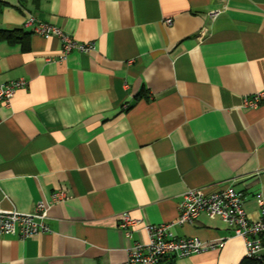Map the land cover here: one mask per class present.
<instances>
[{
    "label": "crops",
    "instance_id": "obj_1",
    "mask_svg": "<svg viewBox=\"0 0 264 264\" xmlns=\"http://www.w3.org/2000/svg\"><path fill=\"white\" fill-rule=\"evenodd\" d=\"M0 84L25 80L0 103V208L51 203L50 233L0 235V264H128L135 241L122 213L175 223L184 193L232 187L252 221L264 201V0H0ZM216 12L214 19L210 14ZM29 15L91 53L24 29ZM172 19V23L166 21ZM176 238L223 248L158 264H240L244 240L201 214ZM264 257V250H263Z\"/></svg>",
    "mask_w": 264,
    "mask_h": 264
},
{
    "label": "built area",
    "instance_id": "obj_2",
    "mask_svg": "<svg viewBox=\"0 0 264 264\" xmlns=\"http://www.w3.org/2000/svg\"><path fill=\"white\" fill-rule=\"evenodd\" d=\"M217 13L210 17L214 19ZM172 23V19L166 21ZM33 34L49 39L57 38L61 43V58L72 51L91 53L96 50L94 43H83L66 34L61 28L37 20L29 15L23 24ZM27 86L25 80L0 84V103L10 106L11 101L19 89ZM264 103V90L258 91L244 99L248 108H257ZM66 199L61 190L52 194L51 203L38 202L30 213L19 211H5L0 208V235L17 234L25 239L32 235L50 233L47 223V213L51 204L61 203ZM243 192L232 187L207 192L205 188L188 189L179 205V216L175 223L149 224L142 219L133 218L129 213H122L119 228L132 239L135 231H143L147 235L146 241H135L128 250V264H158L167 257L184 258L194 254L223 248L225 240L207 243L200 238H176L171 234L174 225H193L201 214L210 219H220L233 231L235 237L242 238L245 245V257L249 259H263L264 250V201L260 200V218L250 220L245 206Z\"/></svg>",
    "mask_w": 264,
    "mask_h": 264
},
{
    "label": "trees",
    "instance_id": "obj_3",
    "mask_svg": "<svg viewBox=\"0 0 264 264\" xmlns=\"http://www.w3.org/2000/svg\"><path fill=\"white\" fill-rule=\"evenodd\" d=\"M3 9V3L0 2V15ZM24 30L22 29L21 31H3L0 29V37H6L9 40H14L18 37V34L23 32ZM240 264H264V258L263 259H249V258H244Z\"/></svg>",
    "mask_w": 264,
    "mask_h": 264
}]
</instances>
